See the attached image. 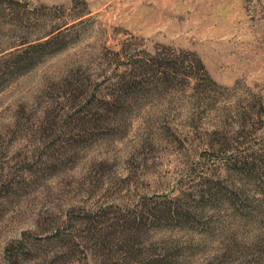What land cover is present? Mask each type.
Listing matches in <instances>:
<instances>
[{
  "label": "rangeland",
  "instance_id": "obj_1",
  "mask_svg": "<svg viewBox=\"0 0 264 264\" xmlns=\"http://www.w3.org/2000/svg\"><path fill=\"white\" fill-rule=\"evenodd\" d=\"M5 1L0 264L258 259L263 225L231 229L232 238L231 230L223 231L230 227L214 220L218 212L205 207L194 217L189 192H197L204 176L226 177L220 155L206 149L221 137L209 134L216 126L234 145L264 148V0ZM55 35L49 44L26 47ZM120 46L196 53L220 85L215 104L196 112L194 123L176 106L163 121L162 107L150 103L131 108L126 122L112 119L88 102L113 86L123 60L113 51ZM21 50L33 64L19 71ZM177 196L180 211L193 218L165 209L152 216L149 208ZM228 246L229 256L218 260Z\"/></svg>",
  "mask_w": 264,
  "mask_h": 264
},
{
  "label": "trees",
  "instance_id": "obj_2",
  "mask_svg": "<svg viewBox=\"0 0 264 264\" xmlns=\"http://www.w3.org/2000/svg\"><path fill=\"white\" fill-rule=\"evenodd\" d=\"M5 2L7 5L13 3L12 0ZM56 37L57 35L51 36L38 42L40 37L33 40L35 42L27 44L26 47L31 49L49 44ZM23 53L25 51L19 55L21 66L19 71L33 64L32 55L27 56ZM113 54L118 59L123 58L119 64L115 65L116 71H118L117 69L119 71L113 86L108 93H103L88 102V104L95 102L97 108L108 116L110 115L112 119L118 118L126 122V114L131 108H141L150 103V105L156 104L162 107L160 115L163 121L167 118L168 108L176 106L180 111L186 110L187 119L194 123L195 113L204 110L205 106L212 107V104L214 105L217 100L215 95L220 85L209 76L201 59L194 52L175 50L166 46L152 52L146 50L129 52L127 48L120 46L113 51ZM23 63L26 64L23 66L21 65ZM223 131L222 127L216 126L213 132L209 133L221 137L213 138L212 142H207L206 149L220 155V168L227 173L226 177L204 176L199 183L200 188L196 190L197 192H189L194 203V217L200 218V213L207 207L213 213H219L214 220L230 227L223 231L235 230L237 227L246 226L249 223L264 226V148L248 149L242 144L234 145L228 136L226 138L223 135ZM262 149L263 151H261ZM231 175L238 177L239 181L231 182V177L228 179ZM250 186L252 192H248ZM180 198L177 196L167 204L149 208L152 216L160 211L158 209H165L173 217L185 215L193 218L189 216L191 212L180 211L185 209L180 203ZM227 209L234 212L232 217L221 214L222 210L226 211ZM230 220H234V224H231ZM232 226L234 227L232 228ZM235 234L236 231L231 230L232 238L233 236L235 238ZM257 236H259L258 240L262 246H260L261 248L257 247L260 249L259 258L251 264H259L262 260L261 262L258 260L264 259V234ZM230 251L231 247L228 246L217 256V259L223 261L229 256Z\"/></svg>",
  "mask_w": 264,
  "mask_h": 264
}]
</instances>
